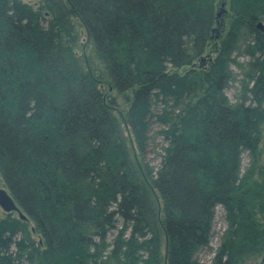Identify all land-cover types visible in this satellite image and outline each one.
Wrapping results in <instances>:
<instances>
[{
	"label": "trees",
	"instance_id": "obj_1",
	"mask_svg": "<svg viewBox=\"0 0 264 264\" xmlns=\"http://www.w3.org/2000/svg\"><path fill=\"white\" fill-rule=\"evenodd\" d=\"M218 2L0 0V183L26 216L0 218V264H160L162 234L164 264H195L217 206L227 233L213 264H264V180L252 181L264 174V0H228L206 60ZM73 18L127 103L139 155L155 126L166 143L157 168L132 160L115 99L73 52ZM244 36L250 101L231 103Z\"/></svg>",
	"mask_w": 264,
	"mask_h": 264
},
{
	"label": "rangeland",
	"instance_id": "obj_2",
	"mask_svg": "<svg viewBox=\"0 0 264 264\" xmlns=\"http://www.w3.org/2000/svg\"><path fill=\"white\" fill-rule=\"evenodd\" d=\"M24 3L32 5L34 8L37 7V3L39 0H21ZM222 4L224 6H222ZM217 25L215 27L213 33V40L206 50L204 54V58L206 60L210 57L211 59L215 56V52L218 46V41L224 36L226 31L228 30V22L231 19V15L228 11V0H219L217 4ZM73 24V32L72 35L76 38L73 43V52L80 60L82 66L85 69L89 70L92 74L101 77L100 78V89L105 94L115 99L116 101V109L119 122L121 124V128L130 152V156L132 160L139 166V164L147 163L150 167L157 168L159 166L161 155L163 154V148L166 146V143L162 140L161 137L156 136L155 131L157 128L153 127L151 132V141L149 147L147 149V153L144 157H141L138 151L135 148L132 135L129 129L126 127L124 123V114L127 108V103L122 95H119L115 90H109L107 85L108 79L104 73L103 65L98 59L95 49L93 48L92 42L88 40L86 31L81 24V22L77 18L72 19ZM247 37L244 36L239 41L235 50L230 54L229 59V71L231 74L230 80L227 83L223 94L224 96L231 102L235 103L241 100H245L247 102L250 101V96L248 95V88L251 86L248 81V77H246L247 71L250 67V57L247 56L244 52V46L246 44ZM200 65V64H198ZM109 91V92H108ZM261 156L259 160V168H263L264 172V126H263V136L261 140ZM251 165V160L247 152L242 154V175H244ZM264 174L262 178H258V170H255V173L252 177V181H263ZM159 201V200H158ZM160 202V201H159ZM5 213L0 208V218H2ZM227 233V223L224 218V211L220 206L215 208L213 225H212V233L209 239V243L199 248L194 254L195 264H213V258L216 254L218 247L220 246L222 240L225 238ZM117 231H113L109 234L107 243H110L112 239L116 236ZM35 237V236H34ZM161 241V263L164 264L165 261V237L162 234ZM90 254H93L94 251L90 250ZM107 252H104L102 257L103 260H108ZM263 259L253 258L247 262L242 264H263ZM119 262L112 260L109 264H118Z\"/></svg>",
	"mask_w": 264,
	"mask_h": 264
},
{
	"label": "water",
	"instance_id": "obj_3",
	"mask_svg": "<svg viewBox=\"0 0 264 264\" xmlns=\"http://www.w3.org/2000/svg\"><path fill=\"white\" fill-rule=\"evenodd\" d=\"M222 6L224 5L222 4ZM256 27L264 31V26L262 23H258ZM109 90H111V88ZM0 208L5 214L14 212L18 214L21 220L26 219V216L21 212V210L19 209V207L17 206L16 202L9 194V192L4 187L1 186V183H0Z\"/></svg>",
	"mask_w": 264,
	"mask_h": 264
}]
</instances>
